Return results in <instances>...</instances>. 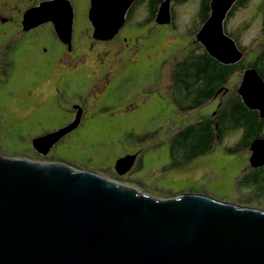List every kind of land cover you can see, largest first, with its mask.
Masks as SVG:
<instances>
[{"label":"water","instance_id":"95a60500","mask_svg":"<svg viewBox=\"0 0 264 264\" xmlns=\"http://www.w3.org/2000/svg\"><path fill=\"white\" fill-rule=\"evenodd\" d=\"M239 1L212 0V14L196 36L224 65L245 58L225 25ZM135 2L92 0L95 38L113 39ZM171 2L161 4L158 25L172 24ZM31 17L28 30L38 26ZM57 23L67 36V23ZM238 93L264 118L258 70L245 71ZM81 123L82 115L34 145L47 154ZM251 151L252 166L263 167L264 138ZM136 160L119 159L117 173L128 174ZM0 264H264V210L201 194L160 199L96 172L0 155Z\"/></svg>","mask_w":264,"mask_h":264},{"label":"rangeland","instance_id":"374dc122","mask_svg":"<svg viewBox=\"0 0 264 264\" xmlns=\"http://www.w3.org/2000/svg\"><path fill=\"white\" fill-rule=\"evenodd\" d=\"M202 1L188 0L186 3L177 4V0H173L171 4L176 15L175 26H162L151 22L147 31H142L144 27L129 26L126 27L128 32L142 31L133 41L124 40L128 36L124 32L122 36L106 41L95 38L90 42L77 41L72 57L66 53L61 54V62L62 55L65 61L63 65L56 63V68L65 70L68 62L67 65L71 67L69 71L78 77L75 80L88 83L87 87L91 86L85 94L86 103L92 104L96 98L99 100L98 107L89 113L90 119L70 139L59 143L46 158V162L65 164L75 170L96 172L119 181L121 179L117 178L122 176L116 171L118 160L128 152L142 150L145 153L143 167H134L124 175L125 181H120L121 183L160 199L195 193L241 207L264 209V190L257 186H245L241 182L243 175L249 173L248 153L228 154L222 146H218L214 152L186 166L165 172V167L172 163L173 135L204 117H211L221 100L220 94L201 108L186 111L177 103V65L187 57L203 52L202 44L196 39L201 25ZM144 3L138 5L136 15L139 18L140 12L147 15V4ZM263 10L261 0H252L245 8H239L226 26V31L238 38L245 48V65L252 63L258 55L264 54ZM81 23L85 24L84 17L81 18ZM23 48L24 51L20 50L16 54L19 63L15 73H29L34 66H38L41 73L40 67L47 63L31 53L27 47ZM131 74L134 78L130 77ZM125 75L127 76L124 77ZM44 78L47 79L48 76ZM242 80L239 72L232 76L226 85L229 90L226 98L238 92ZM106 81L110 82V86L108 84L104 89L103 83ZM55 89V82H40L34 88L32 98H28L38 100L40 96L51 97ZM34 104L20 103L24 109ZM184 104L186 106L189 102ZM38 111L40 109L33 117L30 115L31 118L27 121L19 123V119L15 120L16 113L11 105L2 111L1 156L22 159L32 154L28 140L40 135L41 127L54 124V120L47 121L44 113L41 116ZM150 133L154 136L145 143L138 140V137ZM240 138L241 134H231L225 144L233 146Z\"/></svg>","mask_w":264,"mask_h":264},{"label":"flooded vegetation","instance_id":"af4514ba","mask_svg":"<svg viewBox=\"0 0 264 264\" xmlns=\"http://www.w3.org/2000/svg\"><path fill=\"white\" fill-rule=\"evenodd\" d=\"M159 1L160 0H136L128 10L125 25L114 36V39L120 35L122 36L125 32L128 36H125L124 40L133 41L135 36L139 33L147 31L151 22L156 23L158 13L156 11ZM144 2L147 4V15H145L144 12H140L138 15L141 16V20H139L140 18L136 15V12L138 5H140L139 3ZM172 7L173 5L171 4L173 15L171 26H175V13ZM91 8L92 0H0V115H2L3 110H6L8 106L11 105L12 110L16 113L15 120L19 119L18 123L25 122L33 117L38 109H40L38 112L41 113V116L43 115L42 113H44V119L47 121L54 120L53 125L50 127H41L40 135L31 137L28 140V145L32 154L22 159L38 163H51L45 160L56 149V146L62 141L70 139L73 133L79 130L84 123L90 119L89 113H91L94 108L98 107L97 101L99 98H96L95 102L92 104L86 103L85 94H87V90H89L91 86L87 87L88 83L85 84L83 81L75 80L78 77L73 72L69 71L71 67L67 65L69 64L68 62L65 64V70H59L56 68L58 65H55L58 62L59 65H63L65 60L63 59L64 55H62L61 62V54L66 53V55L70 57L74 55L77 41L90 42L94 40L95 27L90 19ZM29 14L32 16V19L30 18V23L38 24V26L28 30L25 24L27 23ZM82 17L85 19V24L81 23ZM134 19L138 20L132 23ZM60 20L67 23L66 27L67 25L69 26V28L67 27L69 30L63 31L69 32L67 36L61 34V29L57 28L56 24H58L57 22ZM129 26L144 28L141 32L131 33L126 30V27ZM129 33L131 35H129ZM78 35L81 37L79 38ZM23 47H27L31 53H34L35 56L47 63L44 67H40L42 70L41 73L38 71V66H34L29 73H15L16 66L19 63L16 54L20 50L24 51ZM246 57L247 54L245 55V58ZM46 75L48 76L47 79L44 78ZM126 76L127 75L124 77ZM130 77L134 78L133 74H131ZM44 81L55 82L56 89L55 92L52 93V96H48L47 98H42L40 96L38 100L30 99L34 94V88L38 86L40 82ZM147 81L149 80L147 79ZM108 84L110 86L109 81L103 83V88L106 89ZM25 102H33L35 104L30 108L24 109L20 103ZM223 102H225V100L221 101L219 106H222ZM181 107L183 111L187 110V105L185 107V104L182 103ZM22 112L24 113L23 115ZM30 115L32 116L29 117ZM80 115H82V123L80 126L58 141L47 154L39 151L34 145L35 139L53 135L67 128L74 123ZM18 116H20V118H18ZM186 128H183L177 134L173 135L172 145L179 146L181 144L178 135L183 133ZM152 135L154 136V134ZM141 138V136L138 137V140H141ZM241 153H248L250 164L248 167L249 171L244 169V171H248L249 173H245L243 177L246 176V181L253 184L255 181H260L261 176L264 175V166L260 168H254L252 166L250 162L252 156L251 147L241 151L239 154ZM134 155H137L136 164L134 166L136 167L141 157V151L128 152L124 157ZM123 177L125 176L123 175L117 179H123ZM258 189L263 191L264 184Z\"/></svg>","mask_w":264,"mask_h":264},{"label":"trees","instance_id":"16d2710c","mask_svg":"<svg viewBox=\"0 0 264 264\" xmlns=\"http://www.w3.org/2000/svg\"><path fill=\"white\" fill-rule=\"evenodd\" d=\"M165 1H159L156 12L159 11L161 4ZM187 1L177 0V4L186 3ZM251 1L240 0L236 3L230 11L225 25L228 26V22L233 19L239 8H245ZM261 1L264 8V0ZM211 3L212 0L202 1L201 25L197 30V34L212 14ZM227 33L234 38L231 33ZM234 39L245 53V48L239 43L238 38ZM201 48L203 50L202 53L193 54L177 65L175 73L176 94L179 95L177 103L181 107L182 103L189 102L187 110H194L216 99V96L220 94V103L224 100L225 102H223L222 106H218V109L211 117H204L196 121L178 135L181 144L179 146L171 144L172 163L165 167V172L186 166L194 160L214 152L218 146H222L228 154H239L241 151L250 148L256 140L264 138V118L261 113L249 108L238 92L234 96L226 98L229 91L226 85L236 73L239 72L241 78H243L246 70L256 69L264 78V54L258 55L248 65L244 64L245 58L237 64L224 65L213 58L204 47ZM235 133L242 135L240 142L233 146H227L225 140ZM150 137H153V135L144 134L141 142L145 143ZM144 155L145 153L141 150L138 167H143ZM120 181L125 180L121 179ZM241 182L246 184L245 186L258 185L257 188H259L264 184V175L261 176L260 181H255L254 184L246 181V176L243 177Z\"/></svg>","mask_w":264,"mask_h":264}]
</instances>
